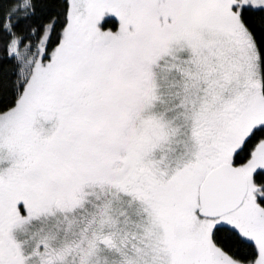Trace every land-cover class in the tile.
<instances>
[{
    "label": "snow or ice",
    "instance_id": "snow-or-ice-1",
    "mask_svg": "<svg viewBox=\"0 0 264 264\" xmlns=\"http://www.w3.org/2000/svg\"><path fill=\"white\" fill-rule=\"evenodd\" d=\"M0 264H264V0H0Z\"/></svg>",
    "mask_w": 264,
    "mask_h": 264
}]
</instances>
